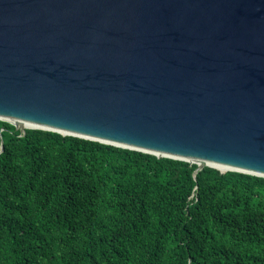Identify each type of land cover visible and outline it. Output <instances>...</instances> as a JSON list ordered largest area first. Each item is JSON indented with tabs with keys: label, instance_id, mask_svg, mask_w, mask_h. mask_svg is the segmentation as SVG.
<instances>
[{
	"label": "water",
	"instance_id": "water-1",
	"mask_svg": "<svg viewBox=\"0 0 264 264\" xmlns=\"http://www.w3.org/2000/svg\"><path fill=\"white\" fill-rule=\"evenodd\" d=\"M0 120L264 177V0H0Z\"/></svg>",
	"mask_w": 264,
	"mask_h": 264
},
{
	"label": "trees",
	"instance_id": "trees-1",
	"mask_svg": "<svg viewBox=\"0 0 264 264\" xmlns=\"http://www.w3.org/2000/svg\"><path fill=\"white\" fill-rule=\"evenodd\" d=\"M0 120V264H264V177Z\"/></svg>",
	"mask_w": 264,
	"mask_h": 264
},
{
	"label": "bare ground",
	"instance_id": "bare-ground-1",
	"mask_svg": "<svg viewBox=\"0 0 264 264\" xmlns=\"http://www.w3.org/2000/svg\"><path fill=\"white\" fill-rule=\"evenodd\" d=\"M25 126H30L29 124H26ZM222 170H225V168L224 167H222V166H219Z\"/></svg>",
	"mask_w": 264,
	"mask_h": 264
}]
</instances>
